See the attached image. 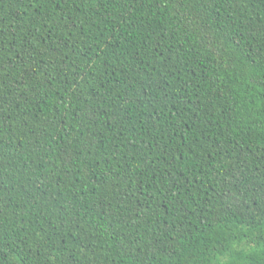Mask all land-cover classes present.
Returning <instances> with one entry per match:
<instances>
[{
    "label": "trees",
    "instance_id": "16d2710c",
    "mask_svg": "<svg viewBox=\"0 0 264 264\" xmlns=\"http://www.w3.org/2000/svg\"><path fill=\"white\" fill-rule=\"evenodd\" d=\"M0 264H264V0H0Z\"/></svg>",
    "mask_w": 264,
    "mask_h": 264
}]
</instances>
